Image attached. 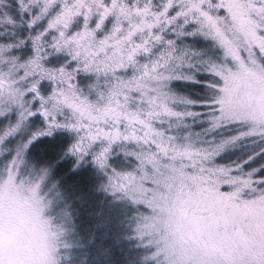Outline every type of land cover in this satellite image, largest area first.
Listing matches in <instances>:
<instances>
[{"label":"snow or ice","instance_id":"obj_1","mask_svg":"<svg viewBox=\"0 0 264 264\" xmlns=\"http://www.w3.org/2000/svg\"><path fill=\"white\" fill-rule=\"evenodd\" d=\"M42 137L55 158L38 166ZM242 141L259 147L218 162ZM262 154L264 0H0V264H48L22 230L33 214L62 264L65 159L143 206L128 221L144 264H264V158L246 167Z\"/></svg>","mask_w":264,"mask_h":264},{"label":"trees","instance_id":"obj_2","mask_svg":"<svg viewBox=\"0 0 264 264\" xmlns=\"http://www.w3.org/2000/svg\"><path fill=\"white\" fill-rule=\"evenodd\" d=\"M41 147L46 149L45 153H48L45 163L51 162L55 158V153L50 149L47 138L39 139L31 145L32 151L37 156ZM258 147L259 145L244 144L240 149L231 151L225 156L226 158L232 154L230 158H221L220 162L243 159L250 154V151ZM262 158L264 154L254 163H258ZM60 163H63L64 167L55 168L52 172V180L54 177H64L71 182L70 185L73 188V191L69 193L71 197L66 199L62 195L61 202L58 204V207L64 208L70 217L65 234V238L71 242L68 254L65 253L66 264H144L141 259L144 251L136 246V241L131 235L128 221V218L132 216L131 207L125 213H121V209L118 210V221L114 225L113 216L109 215V218H106L105 211L113 207L110 204L111 199L109 196L101 199L96 194L97 182L100 179L95 171L91 167L89 170L87 167L73 169L69 159ZM83 176L87 178L86 183ZM116 206L120 207L118 204Z\"/></svg>","mask_w":264,"mask_h":264},{"label":"rangeland","instance_id":"obj_3","mask_svg":"<svg viewBox=\"0 0 264 264\" xmlns=\"http://www.w3.org/2000/svg\"><path fill=\"white\" fill-rule=\"evenodd\" d=\"M195 42L197 43L198 46H204V47H206V48L208 49V51H209L210 54H215V52L218 51V50H214V49L211 48V41H204V40H202V39L197 38V40H196ZM22 51H24V52H30L31 50H30V49H23ZM53 56H54V59H53V60H54L55 62H58V61H59V63H62L63 60L67 58L64 54H56V55H53ZM53 56H51V57H53ZM51 57H49V59H50ZM59 63H57V64H59ZM57 64H52V65H57ZM93 79H94V75H93V74H85V73H81V74H79V76H78L79 84L83 87V89H84L86 92L88 91V85H89V83H90ZM194 127L198 128V127H200V125L197 124V125H195ZM63 135H64V140H65V141H66L67 139H69L67 133H64ZM42 138H43V137H42ZM42 138H38L37 141H38L39 139H42ZM66 138H67V139H66ZM35 142H36V141H34L33 143H35ZM244 144H248V143L242 141V142L240 143V146H239V147L228 148V149H226V150H225V151H224V152H223V153L217 158L218 162H220V159H221V158H225V156L228 155L231 151H235V150H237V149H240L242 146H244ZM50 149H51V148H50ZM45 150H46V149H44V148L41 147V148H40V153H39V155L37 156V155L35 154V152L32 151V148H31V145H30V148L28 149V153H27V157H28L29 162L35 160L38 166L41 165V164H44V163L46 162L45 158L47 157V154H48V153H45V152H44ZM51 150H52V149H51ZM231 155H232V154H231ZM231 155L227 156L225 159L230 158ZM257 158H258V157H257ZM257 158H256V160H257ZM228 162H230V161H225V160H224V162L222 161V163H228ZM65 163H66V162H65ZM110 163H111L114 167L120 168L121 165L123 164L122 156H121L120 154H115V155H113L112 157H110ZM253 163H254V162H249V164L246 165V167H248V166H252ZM62 167H64L63 163H59V164L56 165V167H54V169L52 170V172L55 170V168L59 169V168H62ZM81 167H87V170H89V169H90L89 167H91V169H93V170L95 171L96 175H98L100 181L97 182V184H98L97 191H98V192H96V194L99 195L101 199H103V198L106 199L107 196H109V198L111 199L110 204H112L113 207L110 208V209H106L105 211H106V215H107L106 218H109V215H112V216H113L114 225L116 224L115 222L118 221V219H117V212H119L118 210L121 209V213H125V211L128 212V211L130 210L129 207H131V211H132V215H133L134 213H136V212L138 211V209H140V208L143 207L142 205H141V206L133 205V204H132L130 201H128L126 198H124V199H116V198L113 196L112 193H110V192H106V191H104L103 189H100V188H99V185H100L101 181H103V180L105 179V177H104L103 173L100 172V171H99V170H98L93 164H91L90 162L87 163V164H82V165H81L80 167H78V168H81ZM73 169H76V168H73ZM84 172H87V171L84 170ZM87 173H89V172H87ZM83 178H84V181H85L84 183H86V182H87V178L84 177V176H83ZM51 179H52V176H51ZM53 180L58 181V188H59V191H60V193H61V197H62V195H63L66 199H69V198L71 197V195H70L69 193L73 191V188H72V186L70 185L71 182H70L69 180H67L66 178H64V177H54ZM117 195H119V194H117ZM60 202H61V200L59 201V203H60ZM119 203H120V204H119ZM116 204H118L120 207L117 208ZM118 223H119V222H118ZM131 233H132V228H131ZM133 238H134V237H133ZM64 240H65V243H66L67 247H66V248H61V250H60V251H61V254H62V255H61L62 264H66L67 258H66V256H65V253H67L68 248H69V246L71 245V242H70L68 239H66L65 237H64ZM134 240L136 241V243H135L136 246H137L138 248H142L143 251H144V253H145L146 249H145L144 247L138 245V242H137V240H136L135 238H134ZM67 254H68V253H67ZM143 263H144V262H143ZM149 264H150V262H149Z\"/></svg>","mask_w":264,"mask_h":264},{"label":"clouds","instance_id":"obj_4","mask_svg":"<svg viewBox=\"0 0 264 264\" xmlns=\"http://www.w3.org/2000/svg\"><path fill=\"white\" fill-rule=\"evenodd\" d=\"M5 195H7V192ZM24 203H27V198H25ZM22 230L29 234L25 237L26 239L29 237L35 238V243L38 249L42 250V254L47 258L48 264H56L55 253L60 235L56 232L54 227L50 225L47 218H41L33 214V216L27 217L22 221ZM61 243H63V241H61Z\"/></svg>","mask_w":264,"mask_h":264},{"label":"flooded vegetation","instance_id":"obj_5","mask_svg":"<svg viewBox=\"0 0 264 264\" xmlns=\"http://www.w3.org/2000/svg\"><path fill=\"white\" fill-rule=\"evenodd\" d=\"M53 59H54V56L51 57V58L48 60V63H50V64H57V63H59V61H58V62H55Z\"/></svg>","mask_w":264,"mask_h":264}]
</instances>
